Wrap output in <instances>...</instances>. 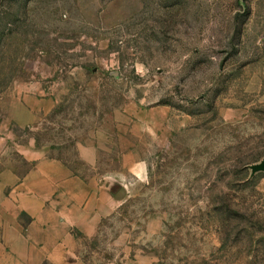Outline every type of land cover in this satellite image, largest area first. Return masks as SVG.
Here are the masks:
<instances>
[{"label": "rangeland", "instance_id": "obj_1", "mask_svg": "<svg viewBox=\"0 0 264 264\" xmlns=\"http://www.w3.org/2000/svg\"><path fill=\"white\" fill-rule=\"evenodd\" d=\"M36 156L119 181L77 264H264V0H0V180Z\"/></svg>", "mask_w": 264, "mask_h": 264}, {"label": "crops", "instance_id": "obj_2", "mask_svg": "<svg viewBox=\"0 0 264 264\" xmlns=\"http://www.w3.org/2000/svg\"><path fill=\"white\" fill-rule=\"evenodd\" d=\"M83 146L80 155L94 152ZM25 159L16 180H0V264H77L78 235L95 232L116 209L119 181L112 173L86 176L53 157Z\"/></svg>", "mask_w": 264, "mask_h": 264}, {"label": "water", "instance_id": "obj_3", "mask_svg": "<svg viewBox=\"0 0 264 264\" xmlns=\"http://www.w3.org/2000/svg\"><path fill=\"white\" fill-rule=\"evenodd\" d=\"M250 174L255 171H264V158H260L258 161L249 164Z\"/></svg>", "mask_w": 264, "mask_h": 264}]
</instances>
